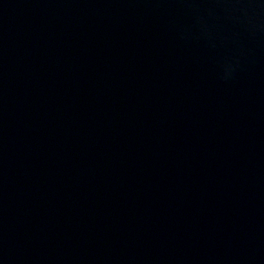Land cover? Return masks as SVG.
Instances as JSON below:
<instances>
[{
  "label": "water",
  "instance_id": "1",
  "mask_svg": "<svg viewBox=\"0 0 264 264\" xmlns=\"http://www.w3.org/2000/svg\"><path fill=\"white\" fill-rule=\"evenodd\" d=\"M0 264H264V0H0Z\"/></svg>",
  "mask_w": 264,
  "mask_h": 264
}]
</instances>
